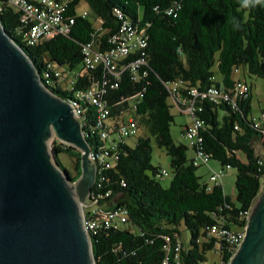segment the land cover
<instances>
[{
    "label": "trees",
    "instance_id": "obj_1",
    "mask_svg": "<svg viewBox=\"0 0 264 264\" xmlns=\"http://www.w3.org/2000/svg\"><path fill=\"white\" fill-rule=\"evenodd\" d=\"M54 1L62 29L48 37L28 43L29 22L21 21L22 9L6 0H0V25L44 86L78 111L95 167L83 212L95 220L87 232L94 263L206 264V252L213 249L219 255L216 264H227L236 247L227 234L242 230L264 180V96L253 117L251 87L244 77L264 81V5L245 9L240 0ZM79 2L84 7L76 11ZM118 45L126 46L124 54H107L108 61L84 66V48L109 53ZM208 88L214 93L200 97ZM190 103L200 108L192 115L186 110ZM172 106L200 120L191 143L184 136L189 123L179 129L185 143L173 141ZM129 118L136 132L122 135L120 128ZM126 138H134L132 144ZM152 145L164 151L166 168L151 162ZM50 151L61 169L57 155L72 156L74 174L65 171L75 180L80 152L55 139ZM210 160L220 167L203 182L196 169ZM226 166L234 169L232 196L219 183ZM162 177L169 178L167 184L160 182ZM114 210L122 220L117 214L102 217Z\"/></svg>",
    "mask_w": 264,
    "mask_h": 264
},
{
    "label": "water",
    "instance_id": "obj_2",
    "mask_svg": "<svg viewBox=\"0 0 264 264\" xmlns=\"http://www.w3.org/2000/svg\"><path fill=\"white\" fill-rule=\"evenodd\" d=\"M80 151L70 181L47 140ZM68 102L50 92L0 25V264H95L79 204L94 163ZM227 264H264V183Z\"/></svg>",
    "mask_w": 264,
    "mask_h": 264
},
{
    "label": "built area",
    "instance_id": "obj_3",
    "mask_svg": "<svg viewBox=\"0 0 264 264\" xmlns=\"http://www.w3.org/2000/svg\"><path fill=\"white\" fill-rule=\"evenodd\" d=\"M10 3H13L14 5L18 6L22 9L23 14L21 15L20 20L21 21H27L29 22V27L25 31L26 35V41L28 43L35 42L36 40L42 38V37H48L50 36L54 30H61L62 24L60 23V17L58 15V3L54 0H6ZM55 8V9H54ZM122 29L129 30L128 27L122 26ZM136 42L138 45H143L142 39H139L136 37ZM90 49L84 48L85 56L83 58L84 66L91 67L95 65L99 60L108 61L107 54L108 55H122L126 52L127 48L125 45H118L114 49H111L109 53L104 52H98V51H89ZM110 68H113V65H109ZM239 89L244 90L243 84H237ZM94 90V89H93ZM214 93L213 88H208L205 93H200V97L204 95H212ZM191 94L195 95V90L191 91ZM68 104L72 107L74 116L77 117L78 111L75 109L72 102L68 101ZM199 106L190 103L186 105V110L192 115L196 110H199ZM104 113V112H103ZM78 118V117H77ZM262 121L259 120L258 123H261ZM200 125V120L196 117H192L191 122L188 126H186L184 131V136L188 139L189 143H191L194 140L196 128ZM120 132L122 135H126L129 133L136 132L135 123L131 118L128 119V124L124 125L120 128ZM199 157L203 160H207L206 155H199ZM89 158L91 159V152L89 154ZM225 168H228L227 166ZM163 173H165L164 170H162ZM263 172H264V162H263ZM221 174V171L214 173L210 176V179H214L215 176H218ZM85 207V206H84ZM84 210H82V223L84 230L86 233L89 229L95 226V220L86 218L83 214ZM94 212V211H93ZM102 213V212H100ZM248 213V211H247ZM246 213V215H247ZM114 214L120 215L119 219L122 220L123 216L120 212L114 210L112 212H107L106 214L102 215V217H109L111 218ZM244 227V226H243ZM243 237V228L241 231H230L227 234V239L230 242H234L235 246L238 245L239 241ZM236 248V247H235Z\"/></svg>",
    "mask_w": 264,
    "mask_h": 264
},
{
    "label": "rangeland",
    "instance_id": "obj_4",
    "mask_svg": "<svg viewBox=\"0 0 264 264\" xmlns=\"http://www.w3.org/2000/svg\"><path fill=\"white\" fill-rule=\"evenodd\" d=\"M84 7V3L83 2H79L76 6V11H80L82 8ZM245 77V81L247 85H250L251 87V97H250V106H251V115L253 117H257L258 116V106L260 103H262V98L264 96V81L261 78L258 77H253V76H248V75H244ZM170 101V100H168ZM170 112L173 115V122L170 125V134L171 137L173 139L174 142H183L185 143L186 139L183 138L182 136H180V132L179 129L180 127H182L185 123H190L191 118L184 114V113H179L178 109L175 106H172L170 108ZM143 129V128H142ZM141 129V130H142ZM142 133L144 132V130L141 131ZM55 139L58 140L54 135L50 136L47 140V147L48 150L50 149V145H51V141ZM134 138H126V142L129 144H132ZM59 141V140H58ZM60 142V141H59ZM66 144V143H65ZM77 149V148H75ZM78 151H80L79 149H77ZM188 154H189V150ZM58 159L60 161V163L63 165V167L70 173V174H74V170H73V165H72V156L68 155L65 152H60L58 155ZM151 162L156 165L159 164L161 167L166 168L167 167V157L164 153V151L162 149H159L157 147H155L154 145H152V155H151ZM210 162L216 163L218 164L216 161L214 160H210ZM196 174H201V178L200 180L204 179L205 174H203L202 172V168L201 167H197L196 169ZM222 181H223V191L229 195L232 196L233 194V180H234V169L232 168H228L225 170V172L222 175ZM169 181L168 177H162L160 179V182L162 184H167ZM264 180L262 179V182ZM80 208L82 210H84V203H80L79 204ZM81 210V211H82ZM180 237L181 239L186 242L187 240V233L184 230H180ZM206 260L205 263L206 264H216L219 260V255L217 252H215L213 249H210L206 252Z\"/></svg>",
    "mask_w": 264,
    "mask_h": 264
},
{
    "label": "crops",
    "instance_id": "obj_5",
    "mask_svg": "<svg viewBox=\"0 0 264 264\" xmlns=\"http://www.w3.org/2000/svg\"><path fill=\"white\" fill-rule=\"evenodd\" d=\"M185 124H187V123H185ZM261 157L264 159V146L261 148ZM219 167L220 166L218 164L213 163V162H210V161L206 165L201 166L202 172H203V174H205V177H204V179L202 181L203 182H206L207 181L208 173L211 172V171L217 170ZM221 177H220L219 183L221 184V187L223 188V181H222V178ZM263 183H264V181H263Z\"/></svg>",
    "mask_w": 264,
    "mask_h": 264
},
{
    "label": "clouds",
    "instance_id": "obj_6",
    "mask_svg": "<svg viewBox=\"0 0 264 264\" xmlns=\"http://www.w3.org/2000/svg\"><path fill=\"white\" fill-rule=\"evenodd\" d=\"M259 5H264V0H240V7L245 9H252ZM231 23L235 28L239 27V24L235 18L231 19Z\"/></svg>",
    "mask_w": 264,
    "mask_h": 264
}]
</instances>
